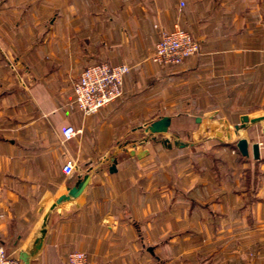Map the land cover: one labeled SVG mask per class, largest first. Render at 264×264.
I'll use <instances>...</instances> for the list:
<instances>
[{"label": "crops", "instance_id": "crops-1", "mask_svg": "<svg viewBox=\"0 0 264 264\" xmlns=\"http://www.w3.org/2000/svg\"><path fill=\"white\" fill-rule=\"evenodd\" d=\"M176 25L200 51L154 62ZM103 61L131 67L123 94L85 114L74 84ZM244 115L248 155L212 137ZM47 215L30 264H264V0H2L0 242L30 253Z\"/></svg>", "mask_w": 264, "mask_h": 264}, {"label": "built area", "instance_id": "built-area-1", "mask_svg": "<svg viewBox=\"0 0 264 264\" xmlns=\"http://www.w3.org/2000/svg\"><path fill=\"white\" fill-rule=\"evenodd\" d=\"M2 0H0V3ZM200 51V42L185 28L176 25L171 30H163L151 59L162 65H179ZM128 64L98 62L88 66L74 84L75 103L85 114H92L116 101L123 94L124 76L130 72ZM78 130L67 126L63 135L71 139ZM76 170L73 160L63 166V172L70 175ZM0 264H23V261L10 254L0 242ZM67 264H92L86 252L74 250L69 253Z\"/></svg>", "mask_w": 264, "mask_h": 264}, {"label": "water", "instance_id": "water-1", "mask_svg": "<svg viewBox=\"0 0 264 264\" xmlns=\"http://www.w3.org/2000/svg\"><path fill=\"white\" fill-rule=\"evenodd\" d=\"M263 118L262 117H256V118H249V116L244 115L241 119V123L240 124H236L234 126V133L237 134L240 130L246 128L249 126V124H252L254 122H257L259 120H261ZM171 123V119L168 116H163L158 120L153 121L150 125H148L146 127V131L149 133H161V132H166L168 130V127ZM222 130H218L217 131V136H222L223 135V130H227V135L228 137H231L232 135V130L227 129L226 126H222L221 128ZM178 143V142H177ZM237 148L239 149V151L243 154V155H248L249 154V142L245 137H241L239 138V140L237 141ZM119 149L116 150V152H118ZM253 153L255 158H259V144L258 143H254L253 144ZM90 180V174H85L84 177L78 181V183L73 186L70 187L68 189V194L61 198L60 201L70 198V197H78L82 191L85 189V187L88 185ZM47 218L48 215L45 216L44 221H43V227L41 229V234L40 236L35 240L33 249L31 250V252H22L21 254V260L23 261L24 264H30V254L35 253L41 246L42 243V239L43 236L46 232V228L45 225L47 223Z\"/></svg>", "mask_w": 264, "mask_h": 264}, {"label": "rangeland", "instance_id": "rangeland-1", "mask_svg": "<svg viewBox=\"0 0 264 264\" xmlns=\"http://www.w3.org/2000/svg\"><path fill=\"white\" fill-rule=\"evenodd\" d=\"M103 62H106V61H103ZM220 130H222V129H220ZM224 133V132H223ZM209 135V134H208ZM158 137H159V139H160V136H161V134H158L157 135ZM237 137H230V138H227V135L224 133L222 136H217V134H215V133H213L212 134V137L214 138V139H216V138H223V139H225V138H227L228 140H224V143L225 144H228V145H231V146H233V147H235V148H237V141L239 140V138H241V137H245V136H241V135H238V133H237V135H236ZM186 137V136H185ZM203 138H206V137H203ZM213 141H216V140H213ZM238 149V148H237Z\"/></svg>", "mask_w": 264, "mask_h": 264}]
</instances>
